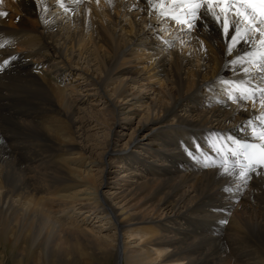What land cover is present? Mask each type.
I'll return each instance as SVG.
<instances>
[{
	"label": "bare ground",
	"instance_id": "1",
	"mask_svg": "<svg viewBox=\"0 0 264 264\" xmlns=\"http://www.w3.org/2000/svg\"><path fill=\"white\" fill-rule=\"evenodd\" d=\"M190 8L0 0V264H264V172L222 190L236 139L264 144V24L230 45Z\"/></svg>",
	"mask_w": 264,
	"mask_h": 264
},
{
	"label": "snow or ice",
	"instance_id": "2",
	"mask_svg": "<svg viewBox=\"0 0 264 264\" xmlns=\"http://www.w3.org/2000/svg\"><path fill=\"white\" fill-rule=\"evenodd\" d=\"M146 2L151 3L152 0H146ZM177 0H173V3H176ZM180 3H190V14L193 16V20L187 23V27L185 31L191 32L197 27H205L204 18H211L217 26L221 29V34L227 40V42L231 44H235L238 41L240 43H247L250 46L253 44L254 38L249 37H241L239 28H238V19L237 17H245L250 20H255L256 17H260V24H264V0H179ZM212 3H219L223 5L220 8L221 13L231 14L233 15L234 22L229 24L226 19H222L220 15H218L215 11H212L208 5ZM231 4V9L229 5ZM239 5L240 7H236ZM243 9V10H241ZM196 10H200L199 15H196ZM6 12H0V16H7ZM170 19H176L175 17H170ZM256 31H260L259 27H257ZM231 33V35H229ZM264 36V33H261ZM264 42V41H262ZM228 54H232V48L229 47ZM248 54L245 53L244 56ZM7 63V62H5ZM236 64L240 65L241 72L244 73L245 76L249 75L248 69L244 66V57H239L236 61ZM264 67V66H262ZM2 70V69H0ZM254 91L259 92L261 95H264V89L257 88ZM240 98L246 99L247 94L241 93ZM261 139H264V136H261ZM240 145L241 148L245 150L247 153L246 159L248 160V164L239 166V171L236 170V166L234 165L232 168L224 167L223 168V176L229 177L230 184H226L223 187V192L227 194H233L234 191L238 190L240 183L247 185L248 181L252 178V175H260L261 172H264V169L261 171H257V167L259 165H264V144L256 145V144H248L242 141H236ZM257 152L259 155H257ZM233 156H239L240 153L233 152ZM207 166L206 161H200ZM213 211L224 213V209H214ZM221 224H227V219L220 221Z\"/></svg>",
	"mask_w": 264,
	"mask_h": 264
},
{
	"label": "rangeland",
	"instance_id": "3",
	"mask_svg": "<svg viewBox=\"0 0 264 264\" xmlns=\"http://www.w3.org/2000/svg\"><path fill=\"white\" fill-rule=\"evenodd\" d=\"M20 110L21 111L26 110L25 105L23 103L17 104L15 101H13L12 104H11V107L5 109L3 112H5V113H12L13 115L16 116L17 115V112L20 111ZM23 135H22V138L24 137L27 140V142H29V143H35V140H36V143L35 144L41 143V140H42V139H40L41 137L38 136V135H36V134H34V133H32V134L31 133H29V134L26 133V134H23ZM3 226H5V225H3ZM3 226H1V227H3ZM99 260L96 259V260L90 262L89 264H93V263L94 264H115V262L113 260H111V261H104V260H100L99 261ZM76 264H86V263H81L80 262V263H76Z\"/></svg>",
	"mask_w": 264,
	"mask_h": 264
}]
</instances>
